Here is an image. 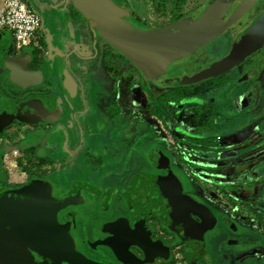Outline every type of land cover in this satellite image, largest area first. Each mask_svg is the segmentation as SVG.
I'll return each mask as SVG.
<instances>
[{"label": "flooded vegetation", "instance_id": "1", "mask_svg": "<svg viewBox=\"0 0 264 264\" xmlns=\"http://www.w3.org/2000/svg\"><path fill=\"white\" fill-rule=\"evenodd\" d=\"M215 2L218 3L215 17L203 23L202 28L205 31L200 27L196 30V32L203 30L205 34L210 33L214 37L202 39L205 40L204 43L195 48L188 57L172 63L164 73L155 78H146L129 60L117 53L125 62H129L134 69L138 70L141 79L137 78L140 85L149 81L155 90L163 89L165 86L169 88L154 100L156 104L152 119L154 123L157 121L160 123V133H148L147 130L151 128L143 126V123L137 119L138 115L130 113L131 109L127 110L129 103L137 105V96L135 95V99L132 100L126 94H115L117 82L114 88H112L113 85L111 86L112 95H106L104 100L103 98L94 100L89 91L88 94H84L80 80L75 73L70 72L68 76L64 75L62 80L63 94L51 97L49 106L45 105L49 109L48 112L42 110V128L38 129L41 134L37 140H29L25 136L14 144L18 145L23 156H26V161L30 160L29 166H32L30 155L35 156L36 164H33L32 168L37 169L41 166L38 179L42 181V185L34 183L33 181L36 180L27 176L25 182L14 183L18 186L0 187V195L23 192L24 197L29 199L31 197L34 203L40 204V208L34 211L29 208L28 216L30 220L33 217L38 218V221H41L40 225L48 207L54 204L60 205L57 212L55 211L58 222L66 226L67 230L74 235L81 236L78 240L82 244L83 256L92 264H130L119 260L115 249H118L120 256L134 262L133 264H211L213 245L217 242L214 255L218 256L222 264H264V247L262 248V244L257 240L259 224L254 221L255 215H252L257 208L264 207V202L262 207L253 205L254 201L262 202V199L257 197L259 185L256 189L243 183L241 190L233 191L232 187L234 183H238L236 180L238 178L233 176L234 179L236 178L235 181L228 177V184L223 190L221 189V192L224 199L230 198L232 212L230 216L228 211L223 213L226 205L219 206L215 192L206 189V183L209 186L211 183H216L217 168L220 166H232L238 162L245 165L244 162L248 160L240 159L239 155H245L248 148L256 145L254 139L264 134V0H212L209 5ZM209 5L207 0L200 1L198 9L189 10L186 16L192 13L195 17L193 19H197L202 12L205 13L209 9ZM126 8L131 13L130 8ZM232 14L239 24L233 29L223 27L222 23L228 21ZM182 19H176L172 24L156 29H179V25L175 23ZM241 20L243 21L240 22ZM135 24L138 26L136 27ZM135 24L132 26L138 29H154L138 20ZM41 25L42 21L40 27ZM179 35L186 36L182 31ZM93 36L96 39L97 35L94 31ZM241 38L244 40L242 41ZM208 40L211 41L206 43ZM215 47L222 48L223 53L214 62L198 68L184 65L200 54L209 55ZM239 49L244 55L232 67L199 82L184 83L200 70L226 59ZM247 50H249L248 53ZM90 57L93 58L92 55ZM105 57L108 56H103L102 59ZM175 66L178 68L173 71ZM121 68L123 69V66ZM169 73H172V77L161 79ZM219 76L222 79L214 83V90L209 101L204 102L197 97H189L184 102L195 107L207 104L209 106H203L199 115L195 112V117L188 118V115L183 114L178 116V119L185 120L186 125L193 121L197 122V127L190 131L199 136L197 137L199 142L196 138L193 139L195 143L188 142L187 155L189 157L190 154L198 157L200 155L203 167L210 164L212 168L214 166L216 168L211 173L200 170L195 180V177L190 178L191 175L174 165V155L171 157L164 155V150L174 147L173 135L176 132L174 121L177 119L173 115L174 119L166 120L164 112L166 110L168 114H176L174 107L179 105L167 95L171 93L172 88L199 84ZM66 77L72 78L75 83L76 93L73 95L68 94L63 87ZM145 98H148V93L145 94ZM244 102H246V110L241 111L239 115V103ZM182 109L183 107L178 111L181 112ZM230 110V116H226L223 120L225 117L223 111ZM63 113H65L64 117H62ZM239 119L245 122L240 126L238 124L236 127H231L232 129H223L225 123ZM206 123L215 124L214 131L199 134V128L206 126ZM252 129L255 130L252 131L253 133L245 134L246 130L250 132ZM12 133L15 137L18 136L16 134L21 136L20 128L17 126L13 127ZM164 135L171 138L167 139V143H164ZM238 135H246L241 138L242 140L250 138L252 140L238 147L236 146L238 141L233 144L220 143L227 137ZM1 137L0 133V139ZM189 139L192 138L186 137V140ZM209 140L216 141V144L207 145L205 142ZM41 143L42 153L36 154L35 147ZM6 145L11 146L6 143L0 146V162L3 161L5 150H8ZM194 145H199L202 151L199 149L196 152ZM258 146L264 153V144ZM223 154L230 158L224 157ZM183 161L189 166L198 162L191 159H183ZM3 173L4 171L0 170V184L4 181L1 176ZM182 177L185 179L182 180ZM201 177L206 180V183L200 182ZM255 177L257 176L253 174L248 180H253ZM260 178L262 181L263 177ZM190 180H193L192 184L199 183L203 186L204 189L198 190L201 196L192 192ZM152 182L162 184L154 190ZM44 183L51 187L52 190L49 189L51 193L48 192V186ZM133 184L137 186L129 195L116 193L105 198L97 194L98 192L107 194L113 189H128ZM242 190L248 191L245 200L242 196H238ZM50 195L57 199L55 203L51 202ZM95 204L99 205V212L106 214L105 217H108L110 213L118 216L117 220L109 224L103 232L101 228L95 232L96 226L105 225V219L102 221V217L98 219L99 216H96V219H91L90 231V225H86L85 222L88 219V211L92 208L91 205ZM238 207L240 210L250 209L251 218L247 217L245 221L241 219L237 211ZM172 208H175V211L186 212L188 222H181L179 226L168 222L164 213L168 218L175 217L174 214L177 215ZM190 209L203 210L207 214L202 218L191 213ZM92 210L95 211L94 207ZM51 217L47 218L46 225L48 223L52 225L54 222L52 229L56 233V240L62 243L61 228ZM179 217L182 220V216ZM183 223L184 226H181ZM84 230L87 234L82 237ZM42 234L48 239L54 236L51 231L47 233L42 230ZM198 241L200 244L196 243ZM196 244L199 245L196 246ZM122 246H128V252L132 255L126 253L124 256Z\"/></svg>", "mask_w": 264, "mask_h": 264}, {"label": "rangeland", "instance_id": "2", "mask_svg": "<svg viewBox=\"0 0 264 264\" xmlns=\"http://www.w3.org/2000/svg\"><path fill=\"white\" fill-rule=\"evenodd\" d=\"M113 1L120 9H124L126 7H129L131 10L130 13V17L128 18V22L131 25H134L136 23V21H140L143 24H145L146 26L150 27V28H159L161 26H167L172 24L176 19L179 18H183L182 20H180V22L175 23L177 25H179V29L176 28V32L178 34V37L180 38L179 40H181L180 37V31L184 32V34H186V36L183 39H187L189 42H193V41H197V40H202V39H207L210 37H214L211 36V34H205L203 32V28L202 26L204 25V22H209L208 19L214 18L215 17V13H216V9H217V4L216 2L212 5H209V2L212 0H207L208 5L210 6L208 10L201 13V16L197 19H193L194 15H192V13H190L188 16H186V14H188L187 12H189V10H197L198 9V3L200 1L203 0H111ZM183 1V2H182ZM219 1V0H216ZM212 5V6H211ZM63 14V15H62ZM60 16L61 18L58 19L59 21H61L60 26L63 25V17L66 16V14L62 13ZM181 14V15H180ZM197 14V12L195 13ZM69 16V18L71 19L72 22H76L78 21V27L74 28L75 31V36H76V42L74 44L79 47H81V45L83 46H87L88 44V49L86 50L87 53H91L90 55H92L93 58L87 59V60H80V59H76V57L74 55L70 56V58L68 59V64L70 66H74L75 63L76 66H78L79 68L76 67V70H74V73L77 76V79L80 80V82L82 83V86L84 88V94H91L92 99L94 100H99V99H106V95H112L113 93V89L114 88V84L117 82V86L115 87V94L118 95H128L129 98H131L132 100L135 99V95L137 96V105H133V104H128L127 105V110H130V113H136L138 115L137 119L139 122L143 123V126H146L148 128H151L149 130H147V132H161V125L160 123L157 121L156 123H154L155 121L152 119V112L153 109L155 107V98L162 94L163 92H165L166 90H168V87H163L162 88H155L153 86L150 85L149 81H147V83H142L140 85L139 82V78L140 76L138 75L139 72L138 70L134 69L131 64L127 61H123V57L118 55L117 51L114 50L113 48L107 46L104 42H102L100 40V38L97 36L96 39L94 38V36L90 35L92 33V31L90 30V28L88 27L89 25L87 24V22L83 19V17H81V15L75 10L72 9V11L69 12V14L67 15ZM195 18V17H194ZM206 19V20H205ZM205 20V21H204ZM238 20L235 19V16L232 14L229 16L228 21H224L222 24L223 27H230L229 29H233V27L237 24H239V22H237ZM243 20H241L240 22H242ZM237 22V23H236ZM73 24V23H72ZM88 25V26H86ZM135 26L137 27L138 24H135ZM73 27V26H71ZM200 27V29L203 30H199L198 32H196V30ZM63 36H62V40L58 38L57 40V46L60 49H71L73 48V44L69 43L68 44V38L70 37V33H69V28L65 29V27L63 28ZM187 30V31H186ZM42 31L43 33H45L46 31V26L43 24L42 25ZM186 31V32H185ZM205 31V30H204ZM53 32H54V28H53ZM91 32V33H90ZM178 41V40H177ZM211 40H208L206 43L210 42ZM180 42V41H179ZM76 50V49H75ZM77 51V50H76ZM79 52L81 50H78ZM209 52V49L207 50V53ZM201 53V52H200ZM223 53V49L220 47H215L212 49V51H210V54H206L205 56H202V54H200L197 57L192 58L191 60H189V62H186V66L191 67V68H195V67H202L204 65H207L209 63L214 62L217 58L219 59L221 57V54ZM103 56H108L105 57L104 59H102ZM122 61H123V65H122ZM67 64V63H66ZM121 66H123V69L121 68ZM181 66V65H178ZM178 66H175V68L173 69V71L178 68ZM136 77H134V76ZM172 77V73L166 74L164 76L161 77L162 78H168V77ZM139 77V78H137ZM175 78V77H173ZM141 79V78H140ZM143 79V78H142ZM145 79V78H144ZM222 79L220 76L217 78H213L211 80H207L205 82H201L199 84H195V85H188V86H179L178 88H172V90H170L171 93H169L167 95V97H169L170 99L173 100L174 103L179 104L176 107H174L176 110V114H168V112H164L165 114V118L166 120L171 121L174 118V126H175V134L173 135L174 137V147L169 148L168 150H164V155L166 156H173L174 155V160L173 163L176 167H178L180 170H184L185 173L191 175L190 178H194L195 176H199V171H203L204 173H211L215 171V166L214 168H212L209 165H206L203 167L202 161L200 160V155L199 157L197 155H191L190 153V157L187 155V153L189 152V145L188 142H190L192 144V142H196L193 141V139L196 138V140L198 141L197 137H199L195 132H192L190 130H193V128L197 127L196 121H193L191 124H187L185 120L183 119H178V116H182L183 115H188V118L191 117H195V112H198L197 115H199V111L206 106H209V104L207 105H203V106H197L195 107L192 104H184L185 100L188 99L189 97H197L200 100H204V102L209 101L210 97H212V93L214 90V83L218 80ZM62 81V79H60V82ZM129 81V82H128ZM113 85V86H112ZM140 85V86H139ZM112 86V88H111ZM123 86H125L123 88ZM112 89V91H111ZM123 89H125V92H123ZM227 89V88H226ZM122 90V91H121ZM0 91H2V88L0 89ZM148 93V98H145V94ZM54 96H56L57 94L54 93ZM54 96H50V97H54ZM49 97V98H50ZM46 98V99H49ZM139 99V101H138ZM51 100V99H50ZM50 100L47 101L45 100L43 102V104L48 105L49 106V102ZM241 101V100H240ZM169 102V101H168ZM200 105V104H199ZM182 111H178L179 108H182ZM212 107V106H211ZM245 111L246 110V102L244 103H239V108H238V114H241V111ZM233 111V110H232ZM224 112V119H226V116L229 117L231 114V110L226 112ZM175 113V112H174ZM65 113H63L62 117H64ZM174 115V118L172 117ZM66 118V117H65ZM63 119V118H62ZM165 120V121H166ZM41 121V120H40ZM228 122H230L228 120ZM243 122H245V120L243 119H239V120H235L234 122L231 123H225L224 124V128L223 129H227V128H231V127H236V125L239 124V126L241 124H243ZM146 123V124H145ZM257 125V124H256ZM215 124H207L206 126H203L202 128H199V134H206V133H211L214 131V127ZM190 127V128H189ZM12 129V127H11ZM232 129V128H231ZM255 129V128H254ZM24 130H28V128L24 127L21 129L20 133L21 136L19 134H16L18 136H14L12 135V131L9 130L5 131L4 133H2V137L0 139V146L2 144L8 143H14L16 144V141L14 140L15 138H20L19 140L23 139L24 136ZM253 129L248 132V130L245 131V134L249 135L252 132ZM26 133V132H25ZM9 134V135H8ZM246 135H238V136H233V137H227L223 140H221L220 143L223 144H233L235 142H237L238 140H241V138H244ZM8 136V140H6L4 137ZM190 137L192 139L186 140V137ZM164 143H167V139H171L170 136H165L164 135ZM168 140V141H169ZM199 142V141H198ZM197 142V144H199ZM189 143V144H190ZM207 145H212V144H216V141H207L205 142ZM219 143V142H218ZM254 143L256 145H253V147H251L249 149V153L248 154H254V159L253 161L250 160L248 163L245 164V166H239L238 164H236L234 166V168L238 169V171H243V168L246 167H253L251 168V173L255 174L257 177H255L253 180H248L245 181L243 183H245L248 187H252V188H257L261 178L264 180V153L260 151V147L258 145L260 144H264V134L263 135H259L258 137H256L254 139ZM195 146V151L197 152V150L202 148L198 145H194ZM195 152V153H196ZM4 154L3 155V161L7 160L10 162H13L14 160L12 159V157H10L9 155L6 156ZM223 156L230 158V156H227L226 154H223ZM220 155V157H223ZM182 158V160L180 159ZM186 159H191V160H198V162H194L193 165H188L186 162L183 161ZM181 160V161H180ZM33 161V160H32ZM31 164L33 166L34 161ZM30 160L26 161V158L24 159V162H17L19 167L21 166L22 170L25 171L27 174H29V176L33 179V180H38V176H40V167L38 166L37 169L32 168V166H29ZM213 162V161H212ZM193 163V162H192ZM195 163H199V164H195ZM3 163H0V166H2ZM27 164V165H26ZM42 165V164H41ZM5 166V165H4ZM26 166V169L24 168ZM231 165H227V166H223L224 170L229 171L231 169L230 167ZM2 168L0 167V170ZM20 168H17L18 171ZM204 169L206 171H204ZM17 170L15 169V171H13L12 169H8V165L6 166V169H4V173L2 176L3 180L0 184V187L2 186H18L16 184H14V181H11L12 177L14 178V175H12V172H14V174H18ZM250 171V169H249ZM227 172L224 173H220L217 177V181L216 183H211V186H207V190H212L215 192V195H217V199L219 201V206H225L224 208L225 211L229 212V216L231 214V208H230V198L229 200L227 198L224 199L223 193L221 192V189L223 190L225 188V186H227V178H223L225 177ZM195 177V180H197V178ZM17 179V178H15ZM185 177H182V180H184ZM259 179V180H258ZM13 180V179H12ZM262 182V181H261ZM190 183H193V180H190ZM199 184V183H198ZM241 184L237 183L235 186H233L232 188H236L235 190L239 189V186ZM196 189V188H195ZM49 193H51L49 191V188L47 189ZM197 191V190H195ZM247 195V191L242 190L240 196H242L243 200H245V196ZM223 196V197H222ZM241 199V197H240ZM228 204H227V203ZM241 217V216H240ZM68 235V237L70 238V243L71 245H73L72 247L74 249H78L79 248V241L78 240H74L75 235L72 232H63V235ZM70 245V244H69ZM70 245V246H71Z\"/></svg>", "mask_w": 264, "mask_h": 264}, {"label": "crops", "instance_id": "3", "mask_svg": "<svg viewBox=\"0 0 264 264\" xmlns=\"http://www.w3.org/2000/svg\"><path fill=\"white\" fill-rule=\"evenodd\" d=\"M25 1L31 8H33L38 12L42 21V25L44 24L46 26V31L45 33H43L42 25H41L40 29L37 32V38L35 42L29 43L21 49L15 48L14 43L12 41V37L9 34L5 32H0V89L2 88V91H0V133L2 135V133H4L5 131L8 132L9 130L12 131L13 127L15 126L19 127L20 131L22 128L26 127L28 128V130L27 131L24 130L23 133L24 136H27L29 140L32 139L37 140V138L41 134V131L38 129L42 128V110L46 112H48L47 110H49L48 107H46L48 105L45 106L43 102L46 100L48 103V100L51 99L50 96H54L53 95L54 93H56L57 95L63 94L62 81L60 82V79L63 80L64 75L68 76L70 72L74 73L76 67L79 68L78 66H76L77 63H75L74 66L73 65L70 66L68 64V59L70 58V56L74 55L76 59L78 58L84 61L91 58L90 57L91 53L86 52V50L89 47L88 46L89 44L86 47L81 45V47L79 48L77 45L74 46L76 42L74 28L78 27L79 22L78 21L72 22L69 16H67L69 12L72 11V9H74V7L72 6L69 0H25ZM2 7H3V0H0V9ZM62 13L66 14V16L63 17V21H62L63 25L60 26L61 21H59L58 19L61 18L60 15ZM62 27L63 28L65 27V29L69 28L70 37L68 38L67 41L68 44L69 43L73 44L72 46L73 48L69 50L58 48L56 43L58 38L61 40L63 39ZM53 28H54V32H53ZM90 30L92 31L91 28ZM90 35L93 36V31ZM78 50L81 51L79 52ZM123 61H122V65H123ZM38 112L40 113L38 114ZM4 138L8 140V136ZM20 138H15L14 140L17 142L19 141ZM243 140L242 139L238 140L236 146L237 147L241 146L243 145L244 142H251L252 138L246 139L244 141ZM7 147L8 150H5L4 154L6 156L9 155L10 157H12L14 161L10 163L7 160L0 162L3 163L2 166H0L2 168L1 170L4 171L7 165H8V169L10 168L13 171H15V169L17 170V168H20L19 169L20 171L17 170L18 173L17 175L14 174V172H12L14 178L12 177L13 180L11 179V181H14V183H23L25 182L27 176H29L30 173L27 174L25 171H23L21 166L19 167L17 162H21V163L24 162L26 156H23L21 150L18 149V145H14V143H11V146H7ZM35 148H36L35 149L36 154L42 153V143L38 144L37 147ZM246 151H245V155H239L240 159L246 158L248 160L244 163H248L249 159L254 158V154L250 155L248 154L249 152ZM52 155L54 154L52 153ZM30 158H32L34 163L36 162L35 156L33 157L30 155ZM236 164H238L239 166H245L240 162L235 163L234 166ZM234 166H230L231 169L229 171L224 170L223 165L220 166L219 168H217L218 170L217 176L220 173H223L224 175V173L227 172L225 177L223 178H227V179L230 178L233 180L238 178L236 180L239 184H241L239 186V189L241 190L243 186V182L248 181V178L251 175H253L251 173V168L253 167H247V169L245 167L243 168V171L240 172L238 171V169L234 168ZM24 168L26 169V166ZM204 171L206 170L204 169ZM233 176L236 178L234 179ZM29 178L31 177L29 176ZM33 182L42 185V181H39V179ZM200 182L206 183V180L201 177ZM44 184L48 186L49 189H51V187L48 184L46 183ZM206 184H205L206 186H209L208 183ZM235 185L236 184L234 183L233 186ZM190 186L192 192L193 193L196 192L198 196L200 195V192L198 190L204 189L201 184L191 183ZM232 189L233 191H235L236 188H232ZM258 189H259V194L256 191L258 194L257 197L258 199L259 198L262 199V202H260L259 200L258 202L254 201L253 205L262 207L263 206L262 204L264 202V180L260 182ZM238 196H240V193ZM50 199L52 203H55L57 201V199L55 197H52L51 195H50ZM98 206H99L98 204L91 205L92 208L94 207L95 211H93L92 208L90 210L91 212L88 211L89 212L88 219L85 222L86 225L87 224L90 225L91 219H96V216L97 217L99 216L98 219L102 217V221H104L105 219V225L102 224V227L96 226L95 232H97V229L100 228H101V232H103L106 230L109 224L117 220L118 216H116L117 214L115 213L114 214L110 213L108 217H105L106 214L99 212L100 209H98ZM239 208L240 207H238L237 211L239 212L238 214L239 217L241 216L240 217L241 219L245 221L247 217L248 219L251 218L250 209L240 210ZM56 212L54 213V221L61 228L62 235L63 232L66 231L71 232L67 230L66 226L61 225L58 222L56 217ZM223 213L225 214V210ZM252 215H255L254 221H256V223L259 224L258 226L259 236L257 240L260 242V244H262V248H263L264 247V207L257 208L256 212H254V214ZM89 227H90L89 228L90 231L92 229V226L90 225ZM86 234L87 231L84 230L82 237L83 236L85 237ZM76 238L80 239L81 236L76 237L75 235L74 240ZM63 244L64 247L68 249L70 252L78 254L84 260L89 261L83 256V251L81 248L82 244L80 243V241L79 244L81 246L79 245L78 248L79 250L74 249L73 247L70 246L71 244L69 243L68 235L65 234L63 235ZM217 245L218 242L215 243V245H213L214 248ZM214 248L212 249L211 247L212 249L211 264H222L218 256L214 255V251H215Z\"/></svg>", "mask_w": 264, "mask_h": 264}, {"label": "water", "instance_id": "4", "mask_svg": "<svg viewBox=\"0 0 264 264\" xmlns=\"http://www.w3.org/2000/svg\"><path fill=\"white\" fill-rule=\"evenodd\" d=\"M69 1L96 35L129 60L146 78H155L164 73L172 63L188 57L205 41L189 42L181 36L179 40L173 28L155 30L135 28L126 21L130 14L129 9H120L111 0ZM241 40L244 39L241 38ZM240 50L211 67L200 70L184 83H196L232 67L244 55ZM63 87L70 95L76 93L75 83L70 77L64 79ZM161 184V182H152L154 190ZM135 186L137 184H133L128 189H113L107 194L99 192L97 194L105 198L116 193L129 195L134 191ZM60 207L56 204L48 207L43 214L42 226L38 218L33 217L30 220L28 216L29 208H32L31 211L40 208V204L34 203L31 197L30 199L24 197L23 192L0 195V264H92L66 249L63 242H57L56 233L52 229L53 221L52 225L50 223L46 225L47 218L52 216L54 220V213ZM172 210L177 213V215L174 214L175 217L168 218L166 213H164L165 216L163 215L168 222L174 226H179L181 222H188L186 212L175 211V208ZM190 212L202 218L207 214L203 210L196 209H190ZM179 216H182V220ZM181 226H184V223ZM42 230L47 233L51 231L54 236L48 239L42 234ZM61 240H63L62 234ZM188 242L191 243V241ZM196 243L200 244L199 241ZM115 252L119 260L134 263L120 256L118 249H115ZM122 252L124 256L126 253L132 255L128 252V246H122Z\"/></svg>", "mask_w": 264, "mask_h": 264}, {"label": "built area", "instance_id": "5", "mask_svg": "<svg viewBox=\"0 0 264 264\" xmlns=\"http://www.w3.org/2000/svg\"><path fill=\"white\" fill-rule=\"evenodd\" d=\"M41 18L25 0H3L0 9V32L12 37L16 49L35 42Z\"/></svg>", "mask_w": 264, "mask_h": 264}, {"label": "bare ground", "instance_id": "6", "mask_svg": "<svg viewBox=\"0 0 264 264\" xmlns=\"http://www.w3.org/2000/svg\"><path fill=\"white\" fill-rule=\"evenodd\" d=\"M70 230H71V229H70ZM77 236H78V234H77ZM77 236H76V237H77ZM77 239H78V238H76L75 240H77ZM70 241H71V240H70V238H69V243H70ZM70 244H71V243H70ZM72 246H73V245H71V247H72ZM80 246H81V245H80ZM78 250H79V249H78Z\"/></svg>", "mask_w": 264, "mask_h": 264}, {"label": "trees", "instance_id": "7", "mask_svg": "<svg viewBox=\"0 0 264 264\" xmlns=\"http://www.w3.org/2000/svg\"><path fill=\"white\" fill-rule=\"evenodd\" d=\"M32 186V185H31Z\"/></svg>", "mask_w": 264, "mask_h": 264}]
</instances>
